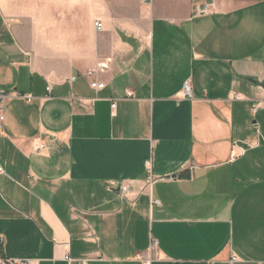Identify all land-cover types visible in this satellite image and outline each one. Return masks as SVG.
<instances>
[{
    "label": "crops",
    "instance_id": "crops-1",
    "mask_svg": "<svg viewBox=\"0 0 264 264\" xmlns=\"http://www.w3.org/2000/svg\"><path fill=\"white\" fill-rule=\"evenodd\" d=\"M257 103L264 0H0L1 254L264 264Z\"/></svg>",
    "mask_w": 264,
    "mask_h": 264
},
{
    "label": "built area",
    "instance_id": "built-area-1",
    "mask_svg": "<svg viewBox=\"0 0 264 264\" xmlns=\"http://www.w3.org/2000/svg\"><path fill=\"white\" fill-rule=\"evenodd\" d=\"M153 2V0H141V3L143 5H151V3ZM208 13V7L205 6L204 9L202 10H197L196 15H204ZM94 29L96 31H101L102 30V23L100 21H96L93 24ZM109 70V62H103L101 64H98L97 67L94 70H89L86 72V77L88 78H93V80L89 83V87L93 90V91H100L103 90L105 88V84L99 82L96 77L99 74H103L104 72ZM74 80V78L72 79V81ZM50 90V88H49ZM183 98H191V88L188 82H185L182 88V93H181ZM126 97H132V93L131 92H127L126 93ZM24 99L30 103L33 98L31 96H27L24 97ZM111 108L114 109L115 108V103L113 102L111 104ZM1 110V109H0ZM260 110H264V106H262L261 103H257V104H253L252 108H251V113L253 115L257 114L258 111ZM41 149H43L41 146H39L36 150V152L40 151ZM3 172L2 167L0 166V173ZM152 181H150L151 183ZM122 193L125 195L129 192V188L126 186L121 187ZM155 204H159V202H155ZM2 244H3V240L0 236V264H34L31 261H25V260H16V259H11V258H7L4 257L1 252H2ZM156 250V242L152 241L151 242V247H150V251L147 255L143 256L140 258V261L142 264H151V262L153 261L152 258V252ZM68 262H72L71 259H67ZM77 264H85V261H80L77 262Z\"/></svg>",
    "mask_w": 264,
    "mask_h": 264
},
{
    "label": "water",
    "instance_id": "water-1",
    "mask_svg": "<svg viewBox=\"0 0 264 264\" xmlns=\"http://www.w3.org/2000/svg\"><path fill=\"white\" fill-rule=\"evenodd\" d=\"M212 3V0H207V4H211ZM4 95H6V94H4Z\"/></svg>",
    "mask_w": 264,
    "mask_h": 264
}]
</instances>
